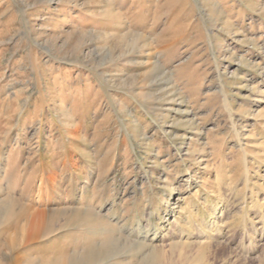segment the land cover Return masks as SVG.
I'll use <instances>...</instances> for the list:
<instances>
[{
	"label": "rangeland",
	"instance_id": "1",
	"mask_svg": "<svg viewBox=\"0 0 264 264\" xmlns=\"http://www.w3.org/2000/svg\"><path fill=\"white\" fill-rule=\"evenodd\" d=\"M0 264H264V0H0Z\"/></svg>",
	"mask_w": 264,
	"mask_h": 264
},
{
	"label": "bare ground",
	"instance_id": "2",
	"mask_svg": "<svg viewBox=\"0 0 264 264\" xmlns=\"http://www.w3.org/2000/svg\"><path fill=\"white\" fill-rule=\"evenodd\" d=\"M152 254H154V251H152ZM155 255V254H154Z\"/></svg>",
	"mask_w": 264,
	"mask_h": 264
}]
</instances>
